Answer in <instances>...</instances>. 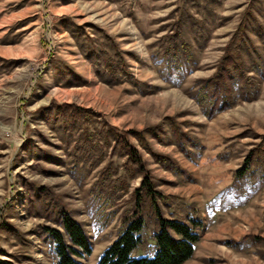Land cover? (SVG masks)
Segmentation results:
<instances>
[{"label": "rangeland", "instance_id": "rangeland-1", "mask_svg": "<svg viewBox=\"0 0 264 264\" xmlns=\"http://www.w3.org/2000/svg\"><path fill=\"white\" fill-rule=\"evenodd\" d=\"M65 213L81 264L140 217L134 256L177 219L182 264H264V0H0V264H57Z\"/></svg>", "mask_w": 264, "mask_h": 264}, {"label": "trees", "instance_id": "trees-1", "mask_svg": "<svg viewBox=\"0 0 264 264\" xmlns=\"http://www.w3.org/2000/svg\"><path fill=\"white\" fill-rule=\"evenodd\" d=\"M233 55L224 57L221 68L212 82H217L202 92V103L209 98L208 113L229 108L234 98L231 70ZM195 224V222H194ZM64 229H50L55 242L57 264H81L79 257L90 255L93 245L83 225L70 214L61 218ZM143 219H133L125 230L103 251L96 264H182L190 259L200 240V234L189 224L177 219L163 220L156 233V250L153 255L134 256L142 240Z\"/></svg>", "mask_w": 264, "mask_h": 264}]
</instances>
